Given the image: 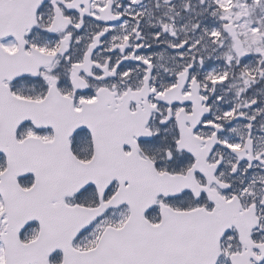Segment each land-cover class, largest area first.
I'll list each match as a JSON object with an SVG mask.
<instances>
[{"label":"snow or ice","instance_id":"snow-or-ice-1","mask_svg":"<svg viewBox=\"0 0 264 264\" xmlns=\"http://www.w3.org/2000/svg\"><path fill=\"white\" fill-rule=\"evenodd\" d=\"M0 264H264V0H0Z\"/></svg>","mask_w":264,"mask_h":264}]
</instances>
